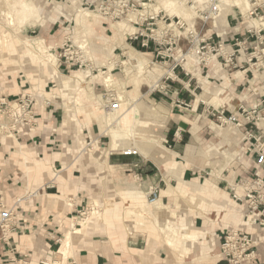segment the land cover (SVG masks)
Wrapping results in <instances>:
<instances>
[{
  "label": "rangeland",
  "instance_id": "374dc122",
  "mask_svg": "<svg viewBox=\"0 0 264 264\" xmlns=\"http://www.w3.org/2000/svg\"><path fill=\"white\" fill-rule=\"evenodd\" d=\"M30 1L34 4L31 13L26 8L29 0H0V86L3 82L15 84L19 82L21 85H26L25 90H29L27 94L43 98V102L46 100L45 102L56 104L61 115L59 124L65 119H71L72 124L81 128L85 123L82 119L83 115H88L94 107L85 103L84 98L79 95L80 85L65 92L59 91L58 88L53 89V93L47 92L49 94H43L36 88L38 84L45 81V78L49 80L47 75L52 71V67L44 59L46 55L53 52L56 60L59 61L57 70L61 75L73 76L75 73H82L87 76L88 86L92 87L94 93L100 97L102 106L99 107L103 112L101 114H105L103 122L106 131L109 124L105 120V107L109 106V102L113 99L118 100L120 94L119 97L122 96L124 99L120 101L122 109L117 111L116 116L118 119L121 117L120 126L126 128L132 125L134 135L132 140L140 141V138H143L149 141L145 144L149 149L151 147L163 149L165 144L161 140V134L155 129L164 119L169 118L170 112L159 100L154 99H158L163 82H169L165 78L173 76L172 68L176 61L184 64L185 68L192 72V76L198 78V82L195 84L194 81L192 86L201 87L196 100L198 103L201 102L202 107L197 112H192V120L199 126L207 122L212 130L208 143L203 146L204 155L199 156L198 159L200 162L198 165L203 169L201 182L209 178L202 185L210 193L203 195L201 191H192V207L206 202L204 198H209L215 203L214 199L219 200L221 193L213 199L210 186L217 184L224 187L226 183L223 180L231 182L230 185L234 182L238 183L239 180H236L238 173L245 172L248 164L253 166L254 147L258 146L256 140H249V136L243 130L240 135L235 126L221 125L211 116V113L213 110L223 109L227 114L234 113L240 106L248 109H264V40H257L248 33V30L253 31L252 34L261 31L260 36H264V26L258 28L251 23L253 19H260V23H264V0H252L253 6L246 15H242L238 7L227 5L224 0L220 3L219 11L215 13L209 10L213 0H205L204 4L199 0ZM256 6L260 8L254 13ZM132 13L135 20L130 19ZM251 13L254 14L251 15ZM124 22L125 25H130V28L124 27ZM50 29H52L51 32ZM136 36H139V39H135ZM142 38L149 40L148 46H142ZM247 38H249L248 43L243 44ZM164 40L168 44L163 46L157 44ZM83 43L87 44V48H81ZM236 43H241L242 53L237 52L230 60V54L236 49L240 50L239 46L230 47ZM33 44L36 46H32ZM220 45L229 46V51L227 52ZM46 46L52 48L46 55L41 54L43 59H40L34 49ZM132 49L143 54L150 63H154L156 71L161 75L157 77L152 75V77L150 73L139 69L135 63H130L127 52ZM226 60L229 62L226 63ZM242 64L245 68H249L250 72L245 75L247 83L236 93L233 90L234 81L231 74L233 76V74H239L240 70L243 71L245 68L241 67ZM208 69H212L211 72L214 74H208ZM211 74L214 75V82L205 87V81ZM109 76H113L115 86H106L103 78ZM6 85L1 89L0 98L5 97L3 90L12 86ZM45 85L46 81L42 88ZM53 85L56 83H49V91ZM242 96L246 100L254 96L259 103L251 108L245 103L239 104L238 100H241ZM196 108L197 105L194 110ZM134 111L139 114L138 120L135 119ZM36 131L34 130L31 135L36 134ZM2 136L16 140L14 136L3 134ZM108 136L112 142L113 136L111 134ZM259 136L256 133L257 139ZM74 137L78 139L72 145L76 150L75 155L78 152L80 154L106 152L102 151V148L106 147L105 140L95 144V140L98 139L91 138L88 142L79 144L83 141L81 136ZM124 137L123 134L118 136L120 149L115 146L113 149H122ZM244 142L249 144L244 145ZM259 144H264V137L260 139ZM237 151L241 154L240 156H237ZM137 189L139 190L138 186ZM214 191L219 192L218 189ZM188 193L189 190H178L179 195ZM2 197L8 203L11 200L7 194H3ZM16 199L11 203H14ZM116 199L121 200L118 196ZM149 202L150 198L145 194L142 200L137 202L142 210L135 211L131 208L120 210V218L129 220V225L125 226L124 230L128 233L133 229L148 232L151 230L161 238L168 239L171 232L159 234L154 224V222L164 224L167 220L160 222L158 218L155 220L151 215L148 218H145V215L144 218L142 217L145 210L148 212L155 208L160 210L157 205L150 206ZM104 209L103 202H100L98 198L91 199L88 205L80 208L81 213L86 214L81 216L80 213H75L77 218L71 223L75 228L81 227L82 231L86 227L84 232L79 233L81 235L101 234L100 229L104 220L106 222L111 216V212H106ZM156 210L153 212L156 213ZM202 210L208 213L205 214L207 217L211 218L213 208L204 204ZM175 248L178 249V247ZM247 262L251 260L243 263Z\"/></svg>",
  "mask_w": 264,
  "mask_h": 264
},
{
  "label": "crops",
  "instance_id": "0c3cea01",
  "mask_svg": "<svg viewBox=\"0 0 264 264\" xmlns=\"http://www.w3.org/2000/svg\"><path fill=\"white\" fill-rule=\"evenodd\" d=\"M241 67L245 68L243 64ZM211 70L207 73H212ZM249 72V68H245L239 74H231L234 92H239L247 83L245 75ZM172 73L169 82H163L167 88L154 99L170 112L169 118L155 129L161 134L163 149H149L145 145L149 141L140 138L144 141L124 139L122 149L113 150V141L105 132V114H101V107L89 109L88 115L82 118L85 123L79 128L71 119L59 124L61 115L56 104L43 105L42 100H39L36 134H26L15 141L0 134V195L7 194L10 205L15 198H24L20 207L21 229L9 236L0 230V264H15L14 259L27 264H229L220 257L221 245L225 236L235 229L251 234L258 241L255 260L242 264H264V229L255 219L252 225L246 224L247 203L231 199V182L223 180L224 187L210 186L213 199L221 193L219 200L214 199L215 203L204 198L206 202L192 207V191L200 192L202 184L209 179L201 182L203 169L198 159L204 155L203 146L208 143L212 130L207 122L199 126L192 120V112L202 107L196 100L201 87L192 86L198 78L192 76L184 64H178ZM212 74L207 77L205 87L214 82ZM45 81L36 88L43 94L53 93L56 85L49 91V83L53 81L46 78ZM6 84L12 86L3 90V95L12 106L29 91L19 82H3L0 92ZM238 103L251 108L259 101L254 96L248 100L242 96ZM254 130L264 137V121ZM74 136H81L83 141L79 144L91 138L98 139L96 144L105 140L106 147L102 151L106 152L75 155L72 145L78 139ZM133 148L140 156L123 154V150ZM257 170L253 158V166L248 164L236 180H249ZM152 187H160V201L165 206L162 210L154 209L158 220H169L179 233L177 250H171L165 243L166 237L151 232L150 227L149 232L124 230L129 220L120 218V210L141 209L137 204L145 194L149 196ZM180 189L189 193L179 195ZM30 194L32 197H28ZM117 196L121 200L117 201ZM95 198L103 202L104 210L111 212V216L104 220L101 234H72L71 255L64 261L57 253L60 242L73 230L71 221L77 218L75 213ZM204 204L213 208L211 218L202 210ZM192 234H195L193 242Z\"/></svg>",
  "mask_w": 264,
  "mask_h": 264
},
{
  "label": "built area",
  "instance_id": "2783aa9c",
  "mask_svg": "<svg viewBox=\"0 0 264 264\" xmlns=\"http://www.w3.org/2000/svg\"><path fill=\"white\" fill-rule=\"evenodd\" d=\"M222 0H213L210 5V12L215 13L219 11V6ZM257 4V3H256ZM260 6L254 8V13ZM254 13H251L253 15ZM251 37H256L257 40H264V36H260V32L252 34L253 31L248 30ZM142 37V36H141ZM135 39H139L136 36ZM143 39V38H142ZM248 39L244 40L243 44L248 43ZM261 41V42H262ZM263 43V42H262ZM142 46H148L149 40L143 39L141 42ZM158 45H166L168 42L165 40L162 42H157ZM175 44V42H174ZM241 43L233 44L232 47L239 46L240 50H234L230 54V60L238 52L242 53ZM221 46V45H220ZM222 47V46H221ZM228 52L229 47H222ZM229 61L226 60V63ZM179 63L175 61V66L172 71L176 68ZM171 76H167L165 80H169ZM166 83V82H164ZM166 85L162 86V90L166 89ZM39 99L33 94H24L20 97L17 104L12 106L6 97L0 98V134L14 136L16 139L21 138L26 134H32L34 130L38 128V107L40 105ZM43 101V100H42ZM44 104H48L45 102ZM112 110L120 109V102L113 99L109 102ZM43 104V105H44ZM112 104V106H111ZM186 107H188L186 105ZM211 116L216 119L221 125L235 126L239 132L246 128V135L249 136V140L255 139L257 147H254V162L258 168L255 176L249 180L234 182L230 186L231 199L238 203H247L248 211L246 215L254 216L255 221L258 225L264 229V144H259V141L263 136L259 134V139L256 138V133L254 127L257 124L264 121V109L261 108H251L248 109L244 106H240L236 112H229L223 110H213ZM248 127V129H247ZM254 146V144H251ZM125 156H140L136 152L126 151ZM28 197H32L30 194ZM150 202L153 203L160 198V188L152 187L149 192ZM24 198H17L12 205H8L2 195H0V230L4 235H11L21 229L20 225V207ZM81 216L86 213L79 212ZM10 239V237H8ZM258 241L253 238L249 233L242 232L239 229H235L228 233L224 242L221 245L220 257L225 259L229 264H241L246 261H253L256 258V247ZM15 264H27L23 260H12Z\"/></svg>",
  "mask_w": 264,
  "mask_h": 264
},
{
  "label": "bare ground",
  "instance_id": "6f19581e",
  "mask_svg": "<svg viewBox=\"0 0 264 264\" xmlns=\"http://www.w3.org/2000/svg\"><path fill=\"white\" fill-rule=\"evenodd\" d=\"M199 1L201 3H203V4L205 3V0H199ZM224 2L227 5L230 4L232 7H238L240 9L242 15H246L251 10V7L253 6L252 0H224ZM170 4H172V3H170ZM32 6H34V4L29 0V3L26 4V8H28V10L30 11V13L32 12V10H31V8H33ZM131 16L132 17L130 19H134L133 18L134 17L133 16V13H132ZM251 23L255 24L256 27H258V28H260L261 26H264V23H260V19H253L251 21ZM126 26H127V28H130V25H127V24L125 25V22H124V27H126ZM32 40H34V39H32ZM32 46H36V44H33ZM51 48L48 47V46H46L44 48L35 47L34 52L36 54H38L37 56H40V59H43V57L41 56V54L46 55L48 52H50L49 49H51ZM81 48H84V49L87 48V44L86 43H83L81 45ZM127 55H128V61H130V63L131 62L135 63L136 66L139 69H141L142 71H146L147 73H150L149 75H151V76L153 75L155 77H157L158 75H161L160 72L156 71V68H155L156 65L154 63H150V61L143 54H141L139 51H137L135 49H132V51L127 52ZM37 56L35 55V57H37ZM46 56L47 57L44 60H46V62L49 63L50 66L52 67L51 68L52 71L47 75V77H48L49 80H52L54 83H56V86L55 87H57L59 91L65 92L66 90H68L70 88H74V87L76 88L77 85H80L81 87L79 88V95L84 98L85 103L87 102V104L89 106H93V107L96 106V105L97 106H102V104L99 101L100 100V97L97 96L94 93V90H93L92 87H89L88 86V83L86 81L87 76L85 74L75 73L73 76H64V75H61V73L57 70V67H59V61L56 60V57L53 54V52H50L49 55H46ZM110 67H112V66H110ZM109 69L112 70V68H109ZM103 80H104L106 86H113V85L115 86V82H114L115 80L113 79V76L112 77H110V76L109 77H104ZM119 96H120V94H119ZM119 96H118V101L119 102L120 101H123L124 99L122 98V96L121 97H119ZM111 106H112V104H111ZM67 108H68V111L70 112L69 106ZM105 108H106V119L105 120H107V123L109 124V127L107 128V131H105V132H106L107 135L108 134H111L113 136V142H112V145H111L112 148L115 146L116 148L118 147V149H119V147H120L118 145L119 144V139H118V136L119 135H121V134L125 135L124 139H126L128 141H130V140L133 139L134 135L132 133L133 132L132 131V125L129 126V127H126V128L121 127L120 126V124H121V122H120L121 117H120V119H118L116 117L117 116V111L116 110H112V108L110 106H107V105H106ZM134 114H135V119L138 120L139 114H137V112L135 113V111H134ZM96 143L97 142H95V144ZM116 148H114V149L115 150H118ZM126 151L136 152L138 155L140 154L139 151L137 149H135V148L123 150V154ZM206 190L203 187L201 189V192L200 193L203 192V195H205L207 193L209 194L210 192L209 191H206ZM160 200H161V198H159L158 200H156L153 203H150L149 202V205L150 206H153V205L156 206L157 205L158 208L160 210H162L163 208H165V206L163 205V203ZM94 211H96V210H94ZM153 211H149L148 212V211L145 210V213H143L142 217L145 215L144 217L145 218H148L151 215L156 220L158 215H156V213L153 212ZM130 212H132V211H130ZM174 214H172V215L174 216ZM129 215H131V213ZM134 215H136V214H134ZM253 221H254V216H249V219L246 221V224L247 225H252L253 224ZM154 224H155V227L157 228V231H158L159 234H164V233H167L168 231L171 232V234H169L170 237H167L168 239H166V242L165 243H166V245L168 247L171 248V250L172 249H174V250L177 249L175 247H178V240H177V238L179 236V233L177 232L176 229H174V226H172L170 224V221L168 220L164 224H161V223L159 224V222H154ZM84 228L86 230V227H84ZM73 230L68 231L66 233L65 237L60 242V248L57 251V253H58V255L63 260L64 259L67 260V258L69 257V255H71V254H69V252H70L71 247H72V234H79L82 231V228L81 227L75 228L74 225H73ZM84 231H82V232H84ZM188 238H191V237L188 236ZM194 240H195V234H192V242Z\"/></svg>",
  "mask_w": 264,
  "mask_h": 264
}]
</instances>
